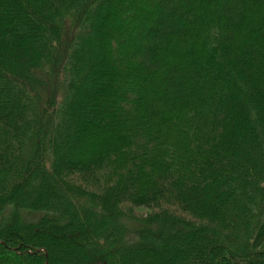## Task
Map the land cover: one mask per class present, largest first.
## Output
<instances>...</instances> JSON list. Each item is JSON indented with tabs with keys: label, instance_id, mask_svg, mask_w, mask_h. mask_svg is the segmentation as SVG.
I'll return each instance as SVG.
<instances>
[{
	"label": "trees",
	"instance_id": "1",
	"mask_svg": "<svg viewBox=\"0 0 264 264\" xmlns=\"http://www.w3.org/2000/svg\"><path fill=\"white\" fill-rule=\"evenodd\" d=\"M0 264H264V0H0Z\"/></svg>",
	"mask_w": 264,
	"mask_h": 264
},
{
	"label": "rangeland",
	"instance_id": "2",
	"mask_svg": "<svg viewBox=\"0 0 264 264\" xmlns=\"http://www.w3.org/2000/svg\"><path fill=\"white\" fill-rule=\"evenodd\" d=\"M75 178L80 182L82 183L83 185H86V186H89V187H93V188H96L94 186H96V183L95 181H90V180H86V179H83L81 176H75ZM125 208L134 213V214H138L140 216H149L151 214V212H153V210H149V209H146V208H142V207H132V206H129V205H126ZM184 215V214H183Z\"/></svg>",
	"mask_w": 264,
	"mask_h": 264
}]
</instances>
